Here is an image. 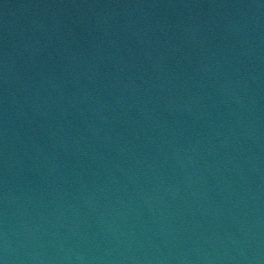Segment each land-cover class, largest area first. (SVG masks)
<instances>
[{"label":"water","instance_id":"1","mask_svg":"<svg viewBox=\"0 0 264 264\" xmlns=\"http://www.w3.org/2000/svg\"><path fill=\"white\" fill-rule=\"evenodd\" d=\"M0 264H264V0H0Z\"/></svg>","mask_w":264,"mask_h":264}]
</instances>
